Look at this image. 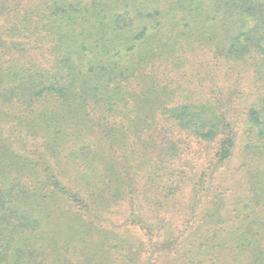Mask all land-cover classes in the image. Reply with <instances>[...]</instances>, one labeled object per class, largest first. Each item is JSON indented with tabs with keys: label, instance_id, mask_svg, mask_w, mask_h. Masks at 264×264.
Instances as JSON below:
<instances>
[{
	"label": "trees",
	"instance_id": "obj_1",
	"mask_svg": "<svg viewBox=\"0 0 264 264\" xmlns=\"http://www.w3.org/2000/svg\"><path fill=\"white\" fill-rule=\"evenodd\" d=\"M0 264H264V0H0Z\"/></svg>",
	"mask_w": 264,
	"mask_h": 264
}]
</instances>
